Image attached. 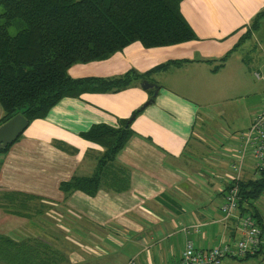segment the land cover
I'll use <instances>...</instances> for the list:
<instances>
[{"label":"crops","instance_id":"1","mask_svg":"<svg viewBox=\"0 0 264 264\" xmlns=\"http://www.w3.org/2000/svg\"><path fill=\"white\" fill-rule=\"evenodd\" d=\"M180 10L195 40L159 48L135 42L107 60L73 65L68 75L111 80L172 63L165 70L123 90L63 98L0 150V202L12 208L0 206V237L16 243L39 239L66 253L65 264H171L180 260L188 239L198 249L238 239L237 220L225 219L221 208L242 134L262 107L264 91L244 119L241 112L229 115L239 130L223 128L219 139L195 94L203 98L204 85L215 80L213 61L231 53L230 66L264 0H184ZM251 39L261 43L264 35ZM233 70L243 78L241 66ZM3 116L0 104V121ZM131 119L132 135L115 161L129 175L128 189L65 195L61 183L95 175L104 153L82 134L98 125L117 129ZM255 174L248 153L241 180ZM255 206L264 225V194Z\"/></svg>","mask_w":264,"mask_h":264},{"label":"trees","instance_id":"2","mask_svg":"<svg viewBox=\"0 0 264 264\" xmlns=\"http://www.w3.org/2000/svg\"><path fill=\"white\" fill-rule=\"evenodd\" d=\"M184 0H0V104L4 116L0 125L16 115L29 122L41 119L66 97L83 93H107L127 88L165 70L170 64L140 75L132 71L116 79L85 78L68 75L76 64L109 59L135 42L145 48L183 44L196 34L183 17ZM21 22L24 28L16 35L9 29ZM264 10L253 19L239 48L253 33H263ZM231 53L222 60L226 61ZM216 71V69H213ZM130 121L119 128L98 125L82 134L88 141L104 148L97 173L91 177H73L60 185L65 195L81 191L95 196L101 187L123 192L129 187L127 171L116 165V156L132 135ZM9 148V146H8ZM7 149L3 150L5 152ZM1 152V151H0ZM240 216H252L263 230L255 206L264 194V169L256 179L238 182ZM2 208L11 206L0 202ZM255 257H245L243 260ZM239 260V258H229ZM64 258L39 239L21 243L0 237V264H63Z\"/></svg>","mask_w":264,"mask_h":264},{"label":"rangeland","instance_id":"3","mask_svg":"<svg viewBox=\"0 0 264 264\" xmlns=\"http://www.w3.org/2000/svg\"><path fill=\"white\" fill-rule=\"evenodd\" d=\"M1 11L2 9L0 8ZM23 28L24 25L21 22H16L9 29V32L11 35H16ZM227 62L223 60L213 61L212 67L217 71L214 72V74L217 73L215 80L211 78L207 84H203L205 91L203 98L199 93L198 96L197 93L195 94L199 99L197 100L200 103L199 106L203 109V112L201 111L202 115L209 117L207 120L212 121L209 129L212 133H215L214 139L220 138L219 133H221L223 128L230 132L231 130L237 132L239 123L234 121L229 115L241 112V116L244 119L247 107L254 104L260 92L264 91V80L258 81L254 76L255 73L264 75V40L258 43L256 40L247 39L239 50L233 54L230 66L225 67ZM238 65L245 71L243 78L234 75L233 67ZM157 81H161V78H157ZM214 121H216L215 124ZM255 177L257 178L258 175L255 174ZM58 249L61 250L60 247ZM57 253L63 256V264L68 263L69 260L66 253L59 251ZM90 262L91 260L88 261L89 264ZM222 264H264V254L243 261L225 259Z\"/></svg>","mask_w":264,"mask_h":264},{"label":"built area","instance_id":"4","mask_svg":"<svg viewBox=\"0 0 264 264\" xmlns=\"http://www.w3.org/2000/svg\"><path fill=\"white\" fill-rule=\"evenodd\" d=\"M257 80H264V75L255 73ZM250 153L256 161L257 171L264 169V103L254 116L249 129L242 134V146L237 160L232 165L234 176L225 193V202L221 211L225 219L237 220L239 237L233 242H225L210 249H198L193 240H187L179 261L171 264H222L225 259L245 258L264 252L263 230L250 215L240 216L238 211L239 187L243 161Z\"/></svg>","mask_w":264,"mask_h":264},{"label":"water","instance_id":"5","mask_svg":"<svg viewBox=\"0 0 264 264\" xmlns=\"http://www.w3.org/2000/svg\"><path fill=\"white\" fill-rule=\"evenodd\" d=\"M148 86V85H145ZM156 95V93H155ZM133 119L130 120V123ZM29 122L21 114L14 116L8 122L0 126V150L6 149L15 142L27 128Z\"/></svg>","mask_w":264,"mask_h":264}]
</instances>
